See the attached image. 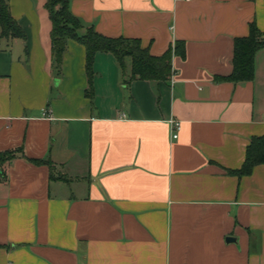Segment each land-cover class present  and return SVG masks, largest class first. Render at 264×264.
I'll list each match as a JSON object with an SVG mask.
<instances>
[{
  "label": "crops",
  "instance_id": "0c3cea01",
  "mask_svg": "<svg viewBox=\"0 0 264 264\" xmlns=\"http://www.w3.org/2000/svg\"><path fill=\"white\" fill-rule=\"evenodd\" d=\"M45 3L8 0L26 39L0 41V153L17 152L0 180V264H264V165L228 173L264 135V49L252 81L215 80L235 38L264 33V0L70 1L84 29L152 56L184 42L172 82L130 80L109 53L89 81L74 41L56 62Z\"/></svg>",
  "mask_w": 264,
  "mask_h": 264
},
{
  "label": "trees",
  "instance_id": "16d2710c",
  "mask_svg": "<svg viewBox=\"0 0 264 264\" xmlns=\"http://www.w3.org/2000/svg\"><path fill=\"white\" fill-rule=\"evenodd\" d=\"M70 1L46 0L45 9L49 14L51 23V52L54 60L60 63L68 41H74L81 45L85 51V70L89 81L92 77V65L97 53L113 55L120 68H124L125 60L128 59L130 61V80L156 82L167 81L170 78L173 55L184 58V42H176L173 48L170 47L164 54L155 57L150 54L148 49L141 47L139 40L122 37L108 38L98 34L93 28L84 29L81 22L71 14ZM25 39L24 31L10 14L8 0H0V41H25ZM262 49H264V33L257 29L255 23H251L248 36L234 39L230 75L215 78L216 82L237 84L252 81L254 78V58ZM16 154V151L0 153V180L5 176L3 166L14 160ZM26 160L34 165L51 166V162L48 160L30 158H26ZM260 165H264V135L250 139L242 166L240 169L228 173L237 178H242L249 176L253 168Z\"/></svg>",
  "mask_w": 264,
  "mask_h": 264
},
{
  "label": "built area",
  "instance_id": "2783aa9c",
  "mask_svg": "<svg viewBox=\"0 0 264 264\" xmlns=\"http://www.w3.org/2000/svg\"><path fill=\"white\" fill-rule=\"evenodd\" d=\"M187 1H189V0H187ZM172 81H173V75L171 74V82ZM170 127L172 130V139L175 140L178 137V132H179L180 127H181L180 122L171 120L170 121Z\"/></svg>",
  "mask_w": 264,
  "mask_h": 264
},
{
  "label": "rangeland",
  "instance_id": "374dc122",
  "mask_svg": "<svg viewBox=\"0 0 264 264\" xmlns=\"http://www.w3.org/2000/svg\"><path fill=\"white\" fill-rule=\"evenodd\" d=\"M54 95V94H53Z\"/></svg>",
  "mask_w": 264,
  "mask_h": 264
}]
</instances>
